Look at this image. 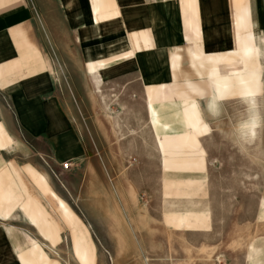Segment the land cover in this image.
Masks as SVG:
<instances>
[{
	"label": "crops",
	"instance_id": "0c3cea01",
	"mask_svg": "<svg viewBox=\"0 0 264 264\" xmlns=\"http://www.w3.org/2000/svg\"><path fill=\"white\" fill-rule=\"evenodd\" d=\"M104 59L114 60L107 77ZM121 82L145 92L146 134L160 147L166 194L187 179L170 181L164 167L199 165L207 151L212 176L192 185L233 202L237 188L248 194L255 184L264 203V0H0V264H94V250L100 264L94 224L62 190L86 209L97 193L102 217L112 197L121 221L134 218V197L145 195L152 232L154 185L138 178L136 161L147 153L105 94ZM152 107L167 127L155 126ZM194 220L174 219L184 227Z\"/></svg>",
	"mask_w": 264,
	"mask_h": 264
},
{
	"label": "rangeland",
	"instance_id": "374dc122",
	"mask_svg": "<svg viewBox=\"0 0 264 264\" xmlns=\"http://www.w3.org/2000/svg\"><path fill=\"white\" fill-rule=\"evenodd\" d=\"M109 61L111 64L114 62V60ZM110 67H107L106 77ZM204 88L205 91L209 89L207 84ZM144 93L131 91L124 82L116 86L107 85L105 90L109 103L117 104L116 114L122 115L126 135L136 134L134 137L132 135V138H137V147L147 153V155L139 153L136 161L142 164L138 171V178H143V180L152 178L154 185L155 211L152 234L149 232L148 221L150 219L145 217L148 203L145 195L137 193L134 197L137 201L133 204L134 218L121 221L113 216L115 208L111 196V199H107L106 217H102L103 212L101 208L99 209L97 193L90 195V207L86 209L81 200L71 198L68 192L61 189L62 194L71 201L84 221L87 224L90 222L94 224L95 231L92 229L91 231L98 245L100 264H112L113 261L118 264H264V203L258 202L260 186L253 184L247 187L248 194L243 192L244 188H237L236 201L229 202L227 195H220L219 198L213 197L211 186L198 188L192 185V180L196 177L210 178L212 176L210 171H205L207 158L211 161V155L207 156L202 136V147L206 151L202 163L199 165L193 163L189 167H181L182 165L164 167L165 172L170 175V181L174 178L187 179L180 193L170 187L169 194H166L161 186L162 174L157 166L156 146L160 151L159 158L162 160L161 150L156 138L151 139L146 134V131L152 128L148 123V118L146 119ZM107 110L113 111L114 107L107 106ZM145 156L148 158V163H146ZM151 158H153V163H151ZM239 159L241 163L244 162V156L239 155ZM224 161H226V155L221 154V162ZM147 164L150 165L148 169H146ZM123 173L128 175L127 171ZM228 173L226 170L220 171L219 180L226 179ZM234 176L239 181L244 178L243 172L237 171ZM199 189H204V197L198 195ZM90 190L97 192V188L92 187ZM177 215L185 226L193 225L195 218L198 225L180 226L174 221ZM64 218L66 220V217ZM73 220L75 221V218ZM20 221L23 225L25 224L23 219ZM69 225L72 226L70 223ZM6 226L12 225L6 224ZM26 227L15 226V230L21 229L28 232ZM98 229L103 245L95 233ZM22 240L23 246L26 247L24 251L30 257V243L26 242L25 237ZM40 247L42 253L53 257V253L44 246ZM60 253L65 254L66 252L60 251ZM96 261L94 250V264Z\"/></svg>",
	"mask_w": 264,
	"mask_h": 264
},
{
	"label": "bare ground",
	"instance_id": "6f19581e",
	"mask_svg": "<svg viewBox=\"0 0 264 264\" xmlns=\"http://www.w3.org/2000/svg\"><path fill=\"white\" fill-rule=\"evenodd\" d=\"M108 61L109 60L100 61L99 66L102 70H104L108 66H111V62L109 61L110 62L109 63ZM92 67H94V63H92ZM103 76L104 75H103L101 70L99 71L96 69L93 71L92 77H93V79L97 85H100L103 82V78H104ZM98 88H100V87L98 86ZM152 114H153L154 124L156 127H167V125L162 121L161 117L159 116L157 109H155L154 107H152ZM113 264H118V262L114 261Z\"/></svg>",
	"mask_w": 264,
	"mask_h": 264
},
{
	"label": "built area",
	"instance_id": "2783aa9c",
	"mask_svg": "<svg viewBox=\"0 0 264 264\" xmlns=\"http://www.w3.org/2000/svg\"><path fill=\"white\" fill-rule=\"evenodd\" d=\"M69 165H70L69 162H66V163L63 164L64 168H66V169L68 168Z\"/></svg>",
	"mask_w": 264,
	"mask_h": 264
}]
</instances>
